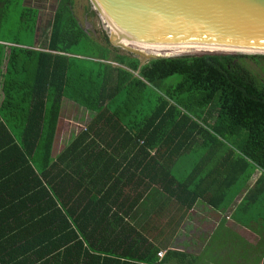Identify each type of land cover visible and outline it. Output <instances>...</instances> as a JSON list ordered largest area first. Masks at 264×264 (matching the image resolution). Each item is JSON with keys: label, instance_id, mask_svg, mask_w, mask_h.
<instances>
[{"label": "trees", "instance_id": "trees-1", "mask_svg": "<svg viewBox=\"0 0 264 264\" xmlns=\"http://www.w3.org/2000/svg\"><path fill=\"white\" fill-rule=\"evenodd\" d=\"M74 3L59 1L44 46L0 39V76L5 43L10 44L0 85V264H158L159 248L131 238L134 230L119 215L123 203L115 206L113 187L105 190L98 183L96 158L76 153L73 161L88 165L85 177L91 181L82 191L80 186L67 190L72 177L67 151L56 160L51 156L63 98L96 113L89 129L102 123L96 134L105 146L143 139L148 164L162 150L174 164L195 145L213 149L214 134L238 140L240 149L230 161L236 168L228 170L226 158L217 168L206 163L199 183L205 188L215 170L239 191L261 169L247 201L264 209V80L249 64L264 71L259 62L264 55L156 58L140 68L138 58L111 50L108 38L103 46L91 38ZM5 12L0 3L1 18ZM20 15L26 25L21 29L39 38V9L27 7ZM175 75L179 82L166 87ZM190 112L206 123L216 114L211 131ZM155 148L159 153L150 157L148 149ZM229 206L225 202L220 208ZM246 208L239 206L235 215L253 220L244 215ZM260 217L264 223V212Z\"/></svg>", "mask_w": 264, "mask_h": 264}, {"label": "crops", "instance_id": "crops-1", "mask_svg": "<svg viewBox=\"0 0 264 264\" xmlns=\"http://www.w3.org/2000/svg\"><path fill=\"white\" fill-rule=\"evenodd\" d=\"M35 37L37 44L34 46L41 47L37 35ZM9 46V43H5L0 85L4 81ZM1 100L0 97V104ZM63 112L66 113L65 116ZM95 116V112L74 100L63 98L55 139L58 138V134L60 136V126L64 123L75 125L76 132L69 135L65 147L60 151L55 150L53 146L51 156L56 160L67 151L66 171L72 176L66 184L67 190L80 186L82 191L87 185L86 182L91 181L85 177L88 165L82 162L81 166L80 163L76 164L73 161L76 153L82 152L83 155L98 160L97 181L104 185L105 190L113 187L112 198L113 203L116 202L115 206L123 203L124 207L119 215L123 218V223H127L134 230L131 238L138 242L145 240L146 244L158 247L159 252L165 254L169 252L166 259L157 256L158 264L162 260L164 264H214L218 257L222 259L221 264H228L224 263V259L229 257L238 245L240 250L233 253L234 257H230L232 264H264V243L262 244L260 239V235L264 233L260 213L264 212V209L250 205L252 203L247 201L250 191L261 175L254 174L239 191L229 188L228 177L224 174L218 176L215 170L205 188L199 183L200 174L204 171L206 163H212L217 168V165L226 158L227 163L232 165L228 170L236 168L232 163L235 156L231 147L229 151L221 144L214 146L213 149L200 150L195 145L194 151L185 152L186 154L177 158L174 164L166 151L162 150L159 157H155L159 153L158 149H148L150 157L157 158L148 164V160H144L146 152L142 150L145 144L143 139L136 140L134 137L135 145L128 141L121 146L115 145L114 148L101 143L96 133L102 123H97L89 129ZM65 136L66 132L63 130L59 140H64ZM219 148L222 150H218ZM168 168H171L169 170L171 177L167 174ZM74 169L79 175L74 173ZM139 195L141 199L137 200ZM195 195L198 196L195 203L188 207L189 199ZM125 201L127 202L124 203ZM225 202L230 204L227 210L220 208ZM241 205L249 206L244 215L253 217V220L235 215ZM256 217L259 223L255 222ZM242 221L251 227L245 226ZM235 231L240 235V239L234 235ZM235 238L237 242L241 240L242 244H232L230 239ZM242 246L245 249L253 247L251 260L248 257L244 260L245 256L241 254Z\"/></svg>", "mask_w": 264, "mask_h": 264}, {"label": "water", "instance_id": "water-1", "mask_svg": "<svg viewBox=\"0 0 264 264\" xmlns=\"http://www.w3.org/2000/svg\"><path fill=\"white\" fill-rule=\"evenodd\" d=\"M84 9L90 35L142 57L140 68L159 57L264 52V0H84Z\"/></svg>", "mask_w": 264, "mask_h": 264}, {"label": "rangeland", "instance_id": "rangeland-1", "mask_svg": "<svg viewBox=\"0 0 264 264\" xmlns=\"http://www.w3.org/2000/svg\"><path fill=\"white\" fill-rule=\"evenodd\" d=\"M1 1H2V2H0L1 3V10H5L6 12L2 18L0 17V23H2V28L0 31V39H3V40L8 41V42L37 44V42H36L37 39H36V37H33L34 34L32 32H29V31L24 32L21 29L22 27H25L26 25L21 20L20 12L22 10H24V8L34 7V8L39 9V18H38V22H39V29H38L39 34L38 35H39V38H38V40L40 42V45L44 46L46 39H47V36H48V33H49V25L53 19L54 12H55L57 5H58L60 0H1ZM74 2H75L74 3V12H75V15H76L78 21L83 26L84 30L89 34V36L91 38H93L90 35V33L88 32V30L86 28V24H85L84 0H74ZM3 6H5L6 9H2ZM43 31L46 33L43 34ZM113 51H115V50H113ZM115 52L129 56L131 58H138L139 60L143 59L142 57H138L135 55H130V54H126V53H122V52H118V51H115ZM245 55H253V54H245ZM159 58H173V57H159ZM149 61H151V60H149ZM259 62L261 64V66H264V60H260ZM249 64H252V70L254 72H256L257 75L261 76V79L264 80V71L262 70L260 65H257L254 62H249ZM179 80H180V76L175 75L171 78H168L164 84L166 87L171 86V85H176L179 82ZM161 91L163 92V94H165V92L163 90H161ZM148 92L150 94H152L153 91L151 89H149ZM190 113H191L190 114L191 117L195 121H197L201 124V127L211 131V128H210L212 126L211 123L213 124L214 120L216 119V114L214 115V117H212L209 120L208 123H206L196 113H194V112H190ZM63 114H64V116L66 115L65 112H63ZM63 130H65L66 136L64 137V140L60 141L59 138L61 137ZM74 132H76L75 125L70 126L66 123L62 124L60 126V136L58 134V138L55 139V142H54L55 150L60 151L61 149H63L65 147L68 139H69V135H72ZM243 135H245V134H243ZM213 137L215 138L214 142H217V143H216V145H214V144H211V145L218 146V145L224 144L225 146L231 147V149L234 152H238L240 149L239 145L237 143L238 140L230 139V137H228V136H221V135H217V134H214ZM262 173L263 172L261 169H257L255 172V174H260V175H262ZM235 232L236 233H234V235L238 239H240V235L238 234V232L237 231H235ZM121 235H123V234H121ZM263 236H264V233H262L260 235V239H261L262 244L264 243ZM237 238L230 239V241L233 242L232 244H236V243L242 244L241 240H239L237 242ZM235 248L236 249H234L232 254L229 257H227L226 259H224V263L232 264V260H230V257H234L233 253H238V251L240 250L239 245H238V247H235ZM252 248L253 247H248V249H245L244 246L241 247V250H242L241 254L243 256H245L244 260H247V257L251 260L250 255L254 253V251L251 250ZM221 263H222L221 257L216 258L214 264H221Z\"/></svg>", "mask_w": 264, "mask_h": 264}, {"label": "bare ground", "instance_id": "bare-ground-1", "mask_svg": "<svg viewBox=\"0 0 264 264\" xmlns=\"http://www.w3.org/2000/svg\"><path fill=\"white\" fill-rule=\"evenodd\" d=\"M231 53H245V54H264V52H253V51H246V52H231ZM221 54V53H220ZM227 54V53H225ZM141 61V60H140Z\"/></svg>", "mask_w": 264, "mask_h": 264}, {"label": "built area", "instance_id": "built-area-1", "mask_svg": "<svg viewBox=\"0 0 264 264\" xmlns=\"http://www.w3.org/2000/svg\"><path fill=\"white\" fill-rule=\"evenodd\" d=\"M164 252H160L159 254H158V256H159V258H163L164 257Z\"/></svg>", "mask_w": 264, "mask_h": 264}, {"label": "clouds", "instance_id": "clouds-1", "mask_svg": "<svg viewBox=\"0 0 264 264\" xmlns=\"http://www.w3.org/2000/svg\"><path fill=\"white\" fill-rule=\"evenodd\" d=\"M159 253H160V252H159ZM159 253H158V254H159ZM165 255H166V254H164V257H165ZM157 256H158V255H157ZM164 257H163V258H164ZM158 258H159V256H158ZM163 258H160V259H163Z\"/></svg>", "mask_w": 264, "mask_h": 264}]
</instances>
